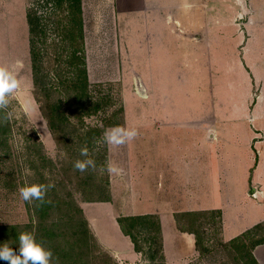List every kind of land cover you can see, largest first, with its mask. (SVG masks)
<instances>
[{
	"label": "rangeland",
	"instance_id": "rangeland-1",
	"mask_svg": "<svg viewBox=\"0 0 264 264\" xmlns=\"http://www.w3.org/2000/svg\"><path fill=\"white\" fill-rule=\"evenodd\" d=\"M35 3V0H0V68L18 82L17 88L7 94V106L0 108V133H4L0 140V228H10L0 232V243L7 242L16 252L21 232H31L40 238L41 228L53 226L50 243L58 245L71 237L74 230L81 229L82 225L74 229L68 223L74 215L73 208L78 207L90 241L88 245L77 243L75 253L82 255L74 264H236L221 246L229 241L222 236V222L220 225L209 210L185 215L186 111L190 113L195 107L194 111H198L200 105L207 108L218 105L209 103L204 81L197 77L199 65L189 64L186 68L185 48L181 47L184 45L169 40L167 45L153 44L150 50L148 47L140 50L134 42L121 44L119 33L103 25L94 33L90 22L86 25L85 40L82 23L83 44L78 55L85 64L87 97L81 103L75 101V94L65 92V87L50 96L52 93L47 91L39 92L32 80L25 16ZM39 11L45 16L43 82L56 88L57 74L61 80L70 75L67 62L72 58L70 50L77 43L74 39L72 44L71 38L62 43L57 35L55 21H66L62 10H55L53 3H47ZM63 48L66 53H62ZM55 57L61 62H56ZM189 73L193 76L186 80ZM236 82L238 95L245 96L249 92L246 80L238 76ZM57 99L67 101L62 107L64 121L53 132L44 113ZM186 104L194 105L193 109L186 110ZM115 126L134 128L137 134L124 143L109 144L103 133ZM240 132V152L236 159L229 160L227 167L229 184L217 198L219 202L223 198L230 223L234 211L244 207L246 198L254 194L251 187L248 189V176L244 175L248 162L243 157L246 130ZM83 147L88 149L95 168L80 172L73 163L85 159L80 155ZM110 164L120 171L110 173L107 170ZM184 165L185 169L181 168ZM89 174L91 181L87 178ZM26 183L47 186L44 197L50 211L43 221L34 213L35 201L20 198L18 188ZM64 201L69 206L72 202L74 207L68 210L62 204ZM137 215H152L157 219L160 254H155L157 245L150 239L154 235L143 232L138 237L143 254L134 251L137 257L132 260L125 255V246L116 249L120 241L112 236L114 229L133 248L117 220ZM175 216L184 230L197 232L199 245L193 234L178 229ZM174 227L182 234H189L194 244L186 242L187 237L183 238L185 242L177 237ZM263 234L264 229L257 230L250 237ZM260 254L264 258V253ZM52 264L72 262L53 257Z\"/></svg>",
	"mask_w": 264,
	"mask_h": 264
},
{
	"label": "crops",
	"instance_id": "crops-1",
	"mask_svg": "<svg viewBox=\"0 0 264 264\" xmlns=\"http://www.w3.org/2000/svg\"><path fill=\"white\" fill-rule=\"evenodd\" d=\"M81 16L85 40L90 22L94 33L103 25L119 33L121 44L134 42L138 49L150 50L153 44L167 45L169 40L184 45L180 46L185 48L186 68L199 65L197 77L204 81L209 103L218 105H200L194 111L197 107L186 104V110L193 109L186 111V212L220 211L225 241L263 223L264 0H81ZM188 75L186 80L193 76ZM238 76L248 84L243 97L237 93ZM245 130L244 175L254 194L246 196L244 207L234 211L230 223L223 198L221 202L217 198L229 184V160L237 158L240 131ZM111 231L120 241L116 249L125 246L126 256L137 257L125 237ZM174 231L194 244L189 234L175 227ZM261 252L264 244L253 250L258 263L264 264Z\"/></svg>",
	"mask_w": 264,
	"mask_h": 264
},
{
	"label": "trees",
	"instance_id": "trees-1",
	"mask_svg": "<svg viewBox=\"0 0 264 264\" xmlns=\"http://www.w3.org/2000/svg\"><path fill=\"white\" fill-rule=\"evenodd\" d=\"M35 4L32 8H28L26 10V23L28 27V44H29V54H30V62H31V70H32V80L33 85L39 92L47 91V94L53 96V93H60L61 90L64 89L68 94H75V101L82 102L83 99L87 97V76L85 71L84 60L78 54H81L82 44H83V35H82V19H81V0H35ZM47 3H53V7L55 10H62L66 14L64 19V23L59 22V19L55 21L57 26L55 30L57 35L60 37L61 42L70 41L71 38L72 44H75L73 41L76 40L77 45L74 46L75 49L70 50V57L67 62V72L70 73L69 77L61 80L58 79V74L56 78V88L46 86L44 84L43 79L44 75L42 74V64L44 56L42 55V36L44 35L45 24H43V20L45 16L39 11L40 6L46 7ZM41 4V5H40ZM62 5H65L62 9ZM62 27L59 30V27ZM62 53H64V48L61 49ZM66 53V52H65ZM56 58V57H55ZM60 59L56 58V62ZM65 61V60H64ZM61 62V60H60ZM59 63V62H58ZM71 98V97H70ZM66 99L64 102L62 100H55L53 105L48 108L47 114L44 113V116L47 119L48 126L51 131H55L57 129V124L64 121V114H62L63 104L66 103ZM43 109V107H42ZM45 110L43 109V112ZM4 137V133H0V140ZM6 139V138H5ZM94 171V170H93ZM87 178L92 179V175L89 174ZM91 181V180H90ZM65 197H68L65 196ZM87 201L92 199H86ZM36 203V208H34V213L41 218L42 221L47 218L49 213L50 205L46 204L47 197H44L43 201L34 200ZM63 205L68 206V210L74 207V204L70 202V206L64 201ZM49 210V211H48ZM67 210V212H68ZM215 218L218 219L221 225V214L220 211H210ZM199 213V212H198ZM45 214V215H44ZM73 214L69 217V222L72 223L73 227L76 228L78 225H82L81 229H76L73 231L71 237H67V239H63L58 245L55 242L50 243L49 235H52L53 226H44L41 228V237L36 240L40 243L46 250H51L52 258L56 257L57 260H69L72 264L75 263V259L79 258L82 254L76 255L75 249L77 248V243L79 241L83 242L84 245H88L90 241V236H88L89 232L86 228L84 220L81 218V211L77 207L73 208ZM195 212H186L185 215H195ZM175 222L178 229L181 232H186L193 234L195 236V242L199 245V237L197 236L196 231L184 230L180 221L175 216ZM118 224L123 231V233L129 237L133 244V249L136 253L143 254V248L140 244L138 237H140V233L145 234H153L154 236L150 239L155 240L157 248L155 250V254L161 252V243H160V228L159 223L156 218L152 215H137V216H125L121 217L118 220ZM67 223V224H68ZM264 229V222L253 226L251 229L245 231L241 235L229 240L228 242L221 243V246L227 251L231 257L233 258L236 264H258L256 259L253 256V250L255 247L264 244V234L257 238H251L250 235L257 230ZM10 228H0V232L5 233L9 231ZM76 231V232H75ZM72 232V231H71ZM85 236H84V235ZM75 235L78 236L75 239ZM83 235V237H82ZM80 237V239H79ZM92 238V237H91ZM148 238V237H147ZM149 239V240H150ZM152 242H150L152 244ZM151 258V257H150ZM63 262V261H61ZM0 264H8L5 260H0Z\"/></svg>",
	"mask_w": 264,
	"mask_h": 264
},
{
	"label": "clouds",
	"instance_id": "clouds-1",
	"mask_svg": "<svg viewBox=\"0 0 264 264\" xmlns=\"http://www.w3.org/2000/svg\"><path fill=\"white\" fill-rule=\"evenodd\" d=\"M18 86L17 80L6 69L0 68V108H4L9 103L7 94L13 92ZM134 128H124L115 126L105 129L104 139L109 144H121L125 140H131L136 136ZM80 155L85 157L83 160H76L73 167L80 172L89 168H95V162L88 156V149H80ZM110 173L120 171L115 165L110 164L107 169ZM47 186L43 184H25L18 188L20 198L24 201H43ZM18 251L14 252L7 242L0 243V260H5L8 264H52V252L46 250L37 242L31 232H21L18 236Z\"/></svg>",
	"mask_w": 264,
	"mask_h": 264
}]
</instances>
